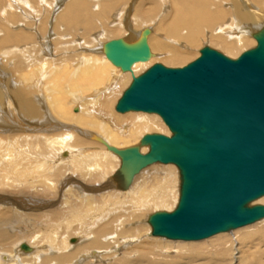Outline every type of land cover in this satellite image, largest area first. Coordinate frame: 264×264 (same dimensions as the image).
Segmentation results:
<instances>
[{
    "label": "bare ground",
    "instance_id": "bare-ground-1",
    "mask_svg": "<svg viewBox=\"0 0 264 264\" xmlns=\"http://www.w3.org/2000/svg\"><path fill=\"white\" fill-rule=\"evenodd\" d=\"M16 1L22 3L21 5L24 7L25 14L18 21L25 23L23 27L25 26L26 29L24 27L21 31L16 30L18 32L14 33V31H11L12 29L10 30L12 27L10 24V28L6 25L5 29L3 28L6 23L4 21L5 23L1 25L6 34L1 44L9 45V49L7 48L4 53L11 54L13 52V55H11L16 57L14 68L20 74L23 85L15 87L8 79L3 84V80H1L3 78L0 79V85L2 86H0V189L5 190V192L8 191L6 188L9 189L4 183L6 181L3 182V178L7 179L8 182L12 179L20 180V178L26 180L27 177L38 174L40 170V174L37 176H40V180L44 182L43 184L50 188L54 186L53 180H50L54 176H51L52 172L55 171L59 177H63L62 180L59 179L62 182L60 185L62 192L59 196L63 197L61 200L64 201L69 210V215L61 216L59 212L54 211L55 213H53V210H49L52 208V204L56 205L57 200L53 202L54 200L45 199L46 196L43 199L41 195L44 193L42 192H40L42 193L41 198L37 197L38 193L36 196L34 194V197L31 196L32 198L19 193H17L19 195L14 194L13 196L9 195V192L0 194V264H85L88 261L94 262L106 259L108 258L107 255L117 254L118 252L122 254L137 253V257L141 258L144 251L139 252L137 248L144 240L154 238L152 234L153 227L149 222L151 215L159 211L172 212L179 204L181 175L179 178L173 165L168 167L167 164L157 162L141 169L138 177H136V174L139 172L133 174L128 182L121 171L122 158L109 147L123 149L139 146L141 153L146 154L150 150V145L142 144V138L145 134L161 133L171 136L172 133L170 129L164 127L161 119L155 114L136 113V111L115 114L113 112L106 113L105 109L112 111L113 107L116 110L120 98L114 96L117 93L116 90L120 88L119 86L131 84L134 76H139L138 72L140 73L145 67L149 66L146 64L151 59L135 63L131 71L122 70L113 64L105 54L104 46L109 40L103 41L104 43L100 46L99 42L105 36L106 38L109 37L108 32L105 31L107 29L101 28L91 33L90 46L88 45L86 49L80 47L81 50L72 53L71 57L56 62L57 59L51 58L52 53L48 49L51 46L47 43L51 40L46 39L47 42H44L43 34L39 33L41 29L45 32L46 26L41 25L40 22V25H37L35 21L31 22L28 19L30 13L26 10L27 8L35 14H40V10L33 7L30 0ZM34 1L37 3L44 2L50 8L49 10L53 9L52 1ZM63 1L60 2L62 8H54L53 15L56 14V25L53 24L52 28L55 35L56 30L59 29L58 26H64V24L67 25V28L77 26L81 21V12L86 11L87 18L91 14L89 8L86 9L87 6L80 0ZM173 1L174 4L176 3V9L173 13L175 18L172 21L174 31L184 29L183 26L185 25L188 28L198 25L203 21L213 22L212 24L216 26L215 24L226 20L222 26H213L214 30L225 33V37H228L224 38V34L215 35L216 39H222V44L225 45L221 46L223 49L232 51L233 46H241L247 41L253 42L257 46V40L254 36L264 28V21H261L262 18L259 19L256 15L254 16V13L248 16L238 9L232 12L227 20L228 12L226 13L227 10L224 8L218 7L211 13L210 11L203 12L201 9L202 0ZM102 4L101 2L99 4L103 8L102 12L104 9L111 10V3L107 1V3H104L105 6H102ZM44 9L46 10L45 7ZM7 12L9 11L7 10ZM13 12L15 11L13 10L11 15ZM15 13L12 16L17 18L18 16ZM118 17L120 18L119 13L115 15L113 22L120 21ZM44 21H47V19H44ZM91 21L93 23V20ZM248 22L250 23L249 30L246 29L247 32L244 34L242 25L247 26L246 23ZM29 26H33L35 31L33 32L32 27ZM246 26H243V28ZM111 27H109V30ZM142 34L140 35L142 36ZM63 35L55 38L56 41L60 43ZM140 35L131 33L129 34L130 38L125 40L135 42L141 38ZM35 38L41 48V53H39L41 60L36 61L34 64L29 61V64L26 65L23 57H26L25 53L27 51L25 46H19V44L21 45V42ZM192 39L194 38L192 37ZM66 40L64 41L66 42ZM69 44L70 41L65 46ZM236 52L238 51L236 50ZM154 57L157 58V53H154ZM172 59L175 58L170 60ZM39 85L43 90L41 96L37 90ZM105 97H110V101L102 104L101 99ZM127 118L128 122L126 121ZM175 166L178 167L176 164ZM153 171L158 174L154 176ZM50 176L51 178H49ZM58 178H56L57 181ZM79 179H85L89 181V184ZM131 181L133 183H130ZM59 184L57 185L59 186ZM10 185L13 186V184ZM53 188H50V190ZM45 189L43 192H48V188ZM76 189L81 190L78 198L75 195ZM13 191H15V188ZM72 191H74L73 194H71ZM67 192L70 193L66 194ZM76 193L78 194V192ZM97 196H100L98 200L101 203L94 204ZM254 204L264 205V197L254 201L251 205ZM33 208H36L38 212L47 209L49 211L42 212V214L33 213L31 211L36 210ZM151 208L157 209V211L148 213ZM27 211H29V216L34 217V220L35 218L36 220L42 219L43 222L37 224L31 221V218H28L29 216H27L28 219L23 218L22 216H25L24 214ZM7 213L11 216L9 217ZM21 214L22 216H20ZM41 215L56 222L61 236L56 225L53 227L51 222L44 221L47 218ZM60 217L62 218L60 219ZM137 222L140 224H136ZM19 223L22 224L21 227L23 228L32 229H30V233L22 234L24 238L21 241H14L12 232L21 229V227H17ZM260 223L264 227V218L253 224L258 225ZM130 224L132 225L128 226ZM253 224L242 228H248ZM43 227L48 232L47 239L43 238L45 236L42 234L43 232H39ZM242 228H236L233 232H221L199 242L208 243L212 241L214 244H219L222 247L221 253L225 254L230 251L225 245H227V242L232 243L234 253L233 259H231H235L238 263L239 258L242 257V252L241 247H237L239 243L236 242L235 235L243 233ZM73 235L77 236L78 240L76 238L71 239ZM24 239L30 240L31 243L25 242ZM158 239L162 241L161 244H164L158 246L161 251L173 248L170 243L174 240L160 237ZM135 242H138L137 247ZM23 243L30 246V251L22 249L21 245ZM201 244L204 243H193V247H199ZM152 248L157 249V245ZM240 252L241 254L237 256ZM122 262V259L119 258L115 264ZM216 263L218 262L216 261ZM123 264L126 263L123 262ZM167 264L171 263L167 262Z\"/></svg>",
    "mask_w": 264,
    "mask_h": 264
},
{
    "label": "water",
    "instance_id": "water-1",
    "mask_svg": "<svg viewBox=\"0 0 264 264\" xmlns=\"http://www.w3.org/2000/svg\"><path fill=\"white\" fill-rule=\"evenodd\" d=\"M150 29L127 42L109 40L107 58L124 71L152 58ZM257 46L237 58L205 46L182 67L156 63L139 76L119 99L116 110L158 114L172 135L148 133L139 146L118 149L128 182L146 166L176 164L181 198L172 211L150 217L154 236L202 240L264 218V28ZM30 251L26 243L21 245Z\"/></svg>",
    "mask_w": 264,
    "mask_h": 264
},
{
    "label": "rangeland",
    "instance_id": "rangeland-1",
    "mask_svg": "<svg viewBox=\"0 0 264 264\" xmlns=\"http://www.w3.org/2000/svg\"><path fill=\"white\" fill-rule=\"evenodd\" d=\"M9 1L8 0H0V21H1L0 22V45H1V47H0V79L3 78V79H1V80H3V82H2L3 84L8 79L9 81H11L13 86L17 87V85H19L21 87L23 85V83L21 81L20 74L14 68V65L16 63V61H15L16 57L12 56L13 52H11L12 55L9 53H4V51H6L7 48L9 49V45L8 44H1V42H2V40L6 34L5 30H3V28L5 29L6 26L9 27V24L12 26V27L10 26L11 28L9 27L10 30L12 29L11 31H14V33L18 32L16 30L21 31L22 28L25 27V26L23 27V24H25V23L18 21V20H21L22 17L24 16L25 10H23L24 7L21 5L22 3L20 4L16 0L10 1V2ZM30 1L33 3L32 4L33 7H37L38 10H40L41 15L38 13L35 14L32 11H30L29 8H27L26 10L30 13V15H28V19L31 20V22L35 21V23L37 25H40V23H41V25L44 24L43 26L48 27V28L45 27V32H43L42 29L39 30V33L43 34L42 37H43V40H45L44 42H47L48 39L52 41V42L50 41L51 43L49 42L47 44H49L51 46L48 49L52 53L51 58L57 59V60H55L56 62H61V60L63 58L71 57L72 53H74L75 51L81 50L80 47L83 49H86V47L88 45L90 46L91 45V38H90L91 33L96 32V30L98 31L101 28L107 29L105 31L108 32L109 37L106 38V36H105L104 39H102L99 42L100 46H102V43H104L105 41L117 39V38H124V39L130 38L129 34H131V33L132 34L135 33V35L137 34L139 36L140 34H142L143 29H145V28L151 29V34L149 35L148 43H149V46L151 48L152 58H151L150 62H148L146 64L149 66L147 68L145 67L142 71H140V73L138 72V74H142L148 68H150L151 66H153L156 63H162V64H164L166 66H170V67L185 66L188 63L195 60L196 58H198L200 56V50L202 48H204L205 46H210L211 48H214V49L222 52L223 54H225L231 58H237L244 51L249 50L251 48H254L256 46V44H254L253 42L251 43V42L247 41L248 44L243 43V45L245 44L246 46L245 45L244 46L243 45L233 46L231 48L232 51L229 49L230 51L228 50L229 51L228 52L225 49H223L221 46H225V45L222 44V39H219V38L216 39L215 35L220 36V35L224 34L223 35L224 38H228V37H225V33L214 30V27H216L217 25L222 26L223 24H225L226 20L215 24L216 26H214L212 24L213 22L203 21L200 23V24H202V26H200V24H198V25H194V26L188 28V26L185 25V26H183V27H185L184 29H180V31H174L172 28V25H173L172 21L175 18L173 13L176 9V3L174 4L173 0H98V1H96V0H80L87 6L86 9L89 8V11L91 12V14L88 15L89 18H87V14L85 13L86 11L81 12V14H80V18H81L80 22L81 23L79 22V24L77 26H74L71 28L70 27L67 28L66 24H64V26H58L59 29L56 30V35L54 34L55 31L52 28L53 24L56 25L55 24L56 23L55 22L56 21V17H55L56 14L53 15V13H54V8L57 9L56 7H58V8L61 7V4H60L61 0H57V1L47 0L48 2L49 1L53 2L54 6H53L52 10H49L50 8L48 6H46V4L44 2H38L37 3L34 0H30ZM64 1H67V0H64ZM69 1H73V0H69ZM107 1L112 4V8H111V10L110 9H104L102 12L103 8L99 4L101 2V3H103L102 6H105L104 3H107ZM44 7L46 8V10L44 9ZM113 7H114V9H113ZM218 7H221V8H224L225 10H227L226 11V13L228 12L227 13L228 17L226 18L227 20L229 18V15L232 14V12H235L236 10L239 9L248 16H250L251 13H254V16L256 15V17H258L259 19L262 18L261 21H264V19H263L264 18V0H202L201 9L203 10V12H206V11L209 12L210 11V13H211L212 11L214 12L215 9H217ZM10 8L16 12V13L13 12L12 15H14V13L17 14V16H18L17 18L13 17L11 15L13 10H11ZM7 10L9 12H7ZM104 11H105V13H104ZM108 11H109V13H108ZM9 13H10V15H9ZM93 13H94V15H93ZM117 13H119V16H120V18L118 17L121 21V22L118 21L120 23L113 22L114 17ZM5 14L7 15V17L9 16L10 19H8L9 17L7 18ZM97 15H99V16H97ZM82 16H83V18H82ZM33 17H35L36 19L34 20ZM14 19H15V21H14ZM44 19L45 20L47 19V21H44ZM83 19H84V24H83ZM88 19H90V20H88ZM11 20H12V22H11ZM41 20H42V22H41ZM85 20H88V21H85ZM91 20H93V23ZM16 21H17V23H16ZM94 21H95V23H94ZM111 21H112V23H110ZM18 22H20V23H18ZM46 22H48V23H46ZM145 22H147V23H145ZM1 24L2 25L4 24L3 28H2ZM246 24H247V26L245 24L242 25V29L244 31V34H246V32H247L246 29L249 30L248 27H249L250 23L248 22ZM243 26H246V27L243 28ZM29 27L30 28L32 27L31 30L33 32L35 31V28H33V26H29ZM109 27H111L110 30H109ZM24 29H26V27ZM237 32H239V30H237ZM234 33H236V31H234ZM60 35H63V36H61L62 38L60 39V43H59L56 41L57 39H55V38H58V36H60ZM44 36L46 37L45 39H44ZM67 37H68V39H67ZM192 37L194 39H192ZM64 40H66V42ZM53 41L55 44L53 43ZM67 41L68 42L70 41L71 46H70V44L68 46H65V44L68 43ZM24 42H21L22 44L21 45L19 44V46H25V50L27 51L25 53L26 57H23L25 59L26 65L29 64V61L31 62V64H34L36 61H40L41 56L39 53H41V48L39 47V42L36 40V38L35 39H29V40L24 41ZM223 42H225V40H223ZM249 43H251L252 45ZM10 45H11V43H10ZM77 45H80V46H77ZM237 47L239 48V50ZM233 48H235L238 52H236V50ZM154 53L155 54L157 53V58L154 57ZM171 58H175V59L170 60ZM32 59H33V61H31ZM129 85L130 84H128L127 86H124V85L119 86L120 88L118 87L119 89L116 90L117 93L114 96L121 98V96L123 95V92L126 90V88H128ZM3 86L5 87V85H3ZM10 87L12 88V85ZM37 90L40 92L39 95L41 96V94H43V90L41 88V85L38 86ZM119 93L121 94V96ZM37 101H39V100H37ZM109 101H110V97H105V98L101 99L102 104L104 102H109ZM40 103H42V102L40 101ZM74 109H76V108H74ZM105 111H106V113H111V112H113L115 114L120 113V112H117L115 110V108H113V107H112V111H110L109 109H105ZM107 111H109V112H107ZM136 113H141V112L136 111ZM145 113H147V112H145ZM149 114L154 115L155 113H149ZM155 115L161 119V121L164 124V127L169 130V128L164 123L162 118L158 114H155ZM126 121L127 122L129 121L128 118ZM126 121H124V122H126ZM27 133H31V132H27ZM156 165L162 166L164 164H156ZM167 165H168V167L170 165H173V168L175 169L174 170L175 173L176 174L178 173L179 178H180L179 168L176 167L175 164H172V163L167 164ZM154 167H157V166H154ZM154 169H156V168H154ZM40 171L38 172V174H35V176H30L29 178L27 177L26 180L24 178H20V180L12 179L9 181L10 182L9 183L7 179L3 178L2 179L3 182L6 181L4 183L7 185L6 187H8L9 189L6 188V190H8L6 192H5V190L0 189V194H3V193L6 194L9 192L8 194L11 196H13L14 194L15 195L21 194V195H26V196L32 198V197L36 196V194L38 193L39 195L37 194V197L39 196L41 198V196H42V198L44 199L46 196L45 199L48 198L52 201L54 200L53 202H55L57 200L56 205L52 204L51 205L52 208H50L49 210H53V213H55L54 211H57V212H59V215H61V216H68L69 210L65 206L64 201L61 200L63 197H60L61 192H62L60 189L61 188L60 185L62 184V182L60 180H62L63 177L62 176L59 177V175L55 171H53V172L51 171L52 175L49 172L51 176L54 175L52 178H51V176L49 177V178H51L50 181L53 180L52 183L55 186V187L53 186L54 188L50 187V188L54 189V191H53V189L50 190L49 187H47L45 184H43L44 182H42L40 180L41 179L40 176H37L40 174ZM139 174H140V172L138 174H136V177H138ZM152 174L155 176L158 173L153 171ZM30 178H32L33 180ZM56 178H58L59 182L57 181ZM27 179H29L30 182ZM34 180H37L38 182L34 181ZM79 180H83L84 182L89 184V181H87L85 179H79ZM12 181H14V182H12ZM26 181H28V182H26ZM7 182L9 184V186H8ZM41 183H42V186H41ZM130 183H133V182L131 181ZM10 184H13V186ZM57 184H59V186ZM180 184H181V182H179V185ZM17 186L19 187V189H17L18 188ZM40 186L42 187V189ZM38 187H40V188H38ZM43 187L48 188L47 191L49 192V190H50V193L48 194V192H43V190L44 191L46 190ZM14 188H15V191H13ZM55 188H56V190H55ZM39 189H41V190H39ZM80 191H79V189H76V191H75V195L77 196V198L80 197ZM40 192H42L44 194L41 195L42 193H40ZM73 192L74 191H72L71 194H73ZM76 192H78V194ZM17 193H19V194H17ZM63 193H64V190H63ZM69 193L70 192H67L66 194H69ZM29 194H31V195H29ZM59 194H60V196H59ZM99 197L100 196H97L94 204L101 203L98 200ZM77 200L79 201V199H77ZM34 205L37 206L35 203H34ZM33 209H36V208H33ZM151 209H149L148 213H150V212L154 213L155 210L157 211V209H153V208H151ZM36 210L31 211V212L42 214V212L49 211L48 209L45 211H39V212H38V210L37 211ZM161 210H163V209H161ZM29 211H27V213L24 214L25 216H22V214L20 216H22L23 218H26V219L31 218L30 220L36 222L37 224L41 223L42 219L36 220V218H35V220H34V217L29 216V214H28ZM7 215H9V217L11 216V214H8V213H7ZM27 216H29V217L27 218ZM42 217L47 218L46 216H42ZM61 218L62 217H60V219ZM46 220H47V222H51V225L53 227H54V225H56L57 231H58L59 235L61 236V233L58 229V225L56 224V222H53L48 218L44 219V221H46ZM59 221H61V220H59ZM139 222H137L136 224L141 223V222L140 223ZM17 225H19L17 227H21L22 224L19 223ZM131 225L132 224H130L128 226H131ZM247 226H249V225H247ZM257 226H258V228H256ZM260 226H261V223L258 225L257 224L250 225V227H248V228L247 227H245V228L241 227L242 228L241 231L243 233L235 235V237L237 238L236 242L239 243V244H237V247L240 246L241 252H242V257H241V259L239 258L238 263L236 262L235 259L232 260L233 259L232 258L233 253H234V251L232 250L233 244L229 243V242H227V245H225V247L228 250H230L226 254L221 253L222 247H220L219 244H214L212 241H209L208 243L199 242V241H203L204 239L193 240V241L174 240V242L170 243L171 247H173V248H171V250L169 249L166 251L165 250L161 251L158 248V246H161L164 244H161L162 241L159 240L158 238L159 237L164 238V239H168V238L161 237V236H153L154 238H151L150 240L146 239L143 242H141V244L137 248V250L139 252L144 251L143 256L141 258L137 257V255H138L137 253H135V254L134 253H132V254L123 253L122 254L121 252H118L117 254L107 255L108 258H106V259L94 261V262L88 261L85 264H115V262H117L119 260V258H121L122 261L125 262L126 264H167V262H170L171 264H264V227L261 226V228H262L261 229V228H259ZM45 228H47V227H45ZM63 228H65V227L63 226ZM30 229H32V228H30ZM30 229H28V227H25V228L21 227V229L19 228L18 230H14L12 232V235H13L12 239L14 241H21V239L24 238L22 234L30 233L31 232ZM37 229H38V227H37ZM237 229H239V228H237ZM46 230L48 231V229H46ZM235 230L236 229L228 231V232H233ZM39 232H41V233L43 232L42 234L45 235L43 238L47 239V237H48L47 233L48 232H46L44 230V227L42 229H40ZM44 232H46V234H44ZM17 234L19 237L17 236ZM74 235L71 239L76 238L78 240L77 236H74ZM71 239H70V241H71ZM24 240H25V242L27 241V243H29V244L31 243L30 240H27V239H24ZM169 240H173V239H169ZM135 243H136V247H137L138 242H135ZM165 243H167V242H165ZM193 243H204V244H201L199 247L194 248ZM168 244H169V242H168ZM156 245H157V249H153L152 247L156 246ZM241 252L238 253L237 256L240 255ZM216 261L218 263H216ZM123 262L120 264H123Z\"/></svg>",
    "mask_w": 264,
    "mask_h": 264
}]
</instances>
